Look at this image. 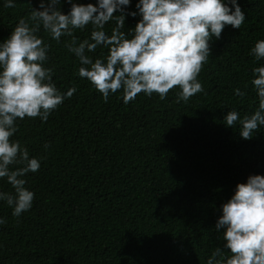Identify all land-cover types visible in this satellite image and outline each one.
<instances>
[{
	"label": "trees",
	"instance_id": "16d2710c",
	"mask_svg": "<svg viewBox=\"0 0 264 264\" xmlns=\"http://www.w3.org/2000/svg\"><path fill=\"white\" fill-rule=\"evenodd\" d=\"M4 2L0 42L39 8V0H14V8ZM137 2L125 7L126 33L140 19ZM237 3L243 24L226 25L219 39H211L209 61L198 75L204 92L186 103L177 102L179 89L163 100L141 93L125 104L117 92L104 102L78 76L81 65L65 47L71 38L57 42L38 33L50 45L44 66L53 68L52 82L61 93L72 86L76 92L46 122L16 121L10 139L40 159V168L23 177L35 194L30 210L15 218L0 201V218L7 221L0 225V264H205L215 247H223L224 229L215 227L221 205L237 183L264 176V126L245 140L239 124H224L228 111L243 117L256 110L252 69L264 66L250 52L264 39V0ZM59 8L67 14L71 5L61 0ZM114 26L110 21L104 30L110 35ZM91 30L89 25L73 34L90 39ZM107 52L98 46L89 55ZM236 88L246 96L234 95ZM0 191L14 194L6 178H0Z\"/></svg>",
	"mask_w": 264,
	"mask_h": 264
},
{
	"label": "clouds",
	"instance_id": "9594fccd",
	"mask_svg": "<svg viewBox=\"0 0 264 264\" xmlns=\"http://www.w3.org/2000/svg\"><path fill=\"white\" fill-rule=\"evenodd\" d=\"M67 3L71 8L65 14L59 8L61 0H39V8H33L27 19L21 18L0 42V178L14 189V194L0 191V201L7 203L15 218L31 209L35 195L25 187L23 177L40 168V159L30 157L19 140L10 139L18 131L16 121L39 117L46 122L76 92L72 86L61 93L52 82L54 70L44 66L50 45L38 35L41 30L57 42L62 36L71 38L65 47L81 65L78 76L86 78L104 102L117 92H122L125 104L141 93L149 97L155 93L163 100L170 90L179 89L177 102L186 103L204 92L198 75L209 61L211 39H219L226 25L240 29L245 20L237 0H138L140 19L126 33L122 30L130 0ZM3 6L16 5L5 0ZM127 15L135 17L137 12ZM113 20L109 35L104 28ZM89 25L90 39L79 40L73 34ZM98 46L107 48V54L91 57L89 53ZM250 52L255 60H264V39L256 41ZM252 73L258 107L243 117L236 110L224 117L226 126L239 124L245 140L264 126V66L254 67ZM234 95L244 98L246 93L236 88ZM221 210L215 227L224 229V244L211 251L205 264H264V176L249 175L245 183H237ZM6 222L0 218V225Z\"/></svg>",
	"mask_w": 264,
	"mask_h": 264
}]
</instances>
